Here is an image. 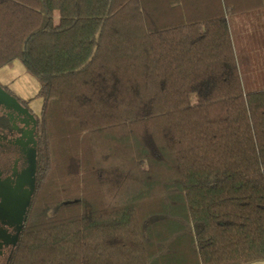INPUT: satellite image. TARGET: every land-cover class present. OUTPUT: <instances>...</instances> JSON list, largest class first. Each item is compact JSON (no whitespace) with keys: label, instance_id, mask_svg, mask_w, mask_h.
<instances>
[{"label":"trees","instance_id":"1","mask_svg":"<svg viewBox=\"0 0 264 264\" xmlns=\"http://www.w3.org/2000/svg\"><path fill=\"white\" fill-rule=\"evenodd\" d=\"M246 13L264 0H0V69L19 60L42 98L0 83L35 114L5 264L264 260V87L245 89L229 22Z\"/></svg>","mask_w":264,"mask_h":264},{"label":"rangeland","instance_id":"2","mask_svg":"<svg viewBox=\"0 0 264 264\" xmlns=\"http://www.w3.org/2000/svg\"><path fill=\"white\" fill-rule=\"evenodd\" d=\"M251 16V13L234 14L229 18L236 50L241 56L242 78L246 90L264 87V18L249 19ZM0 83L10 87L17 95L25 99H32L30 108H32L33 113L38 114L40 112L42 98L36 97L39 84L35 78L26 72L19 60L15 62L13 67L0 69ZM4 103V107H7V110L11 112V116L14 115L13 117L19 120V123L16 121L15 123L26 129L24 146H28L29 149L32 147L34 152L35 114L27 111L18 102L17 106L10 101L7 102L8 105L6 102ZM15 126L17 125L15 124Z\"/></svg>","mask_w":264,"mask_h":264},{"label":"crops","instance_id":"3","mask_svg":"<svg viewBox=\"0 0 264 264\" xmlns=\"http://www.w3.org/2000/svg\"><path fill=\"white\" fill-rule=\"evenodd\" d=\"M0 102H8L7 100V93H2L0 90ZM8 105V104H7ZM8 136L5 135V138H8L9 141L14 140L16 147H20V150L26 152L28 157V162L26 161L28 167L25 168L23 171H18L16 168L14 170V174L9 176L5 180V185H1L0 187V264H5L7 250L12 244L15 242L16 239V230L17 228L21 227L23 220L25 218L26 209L28 205V197L27 194L24 195L25 187L31 188V184L33 183L34 179V152L33 148L29 149L28 146L25 145L26 141V129L23 126H15L11 133H8ZM5 134V133H4ZM3 134V136H4ZM11 135L13 137H11ZM2 137V136H1ZM13 158L10 159L9 163H11ZM14 164L17 166L20 164L21 160L18 155H14ZM12 182V183H11ZM248 264H264L263 261H256L251 262Z\"/></svg>","mask_w":264,"mask_h":264},{"label":"flooded vegetation","instance_id":"4","mask_svg":"<svg viewBox=\"0 0 264 264\" xmlns=\"http://www.w3.org/2000/svg\"><path fill=\"white\" fill-rule=\"evenodd\" d=\"M0 90L2 91V93H3V91H4V93L7 92V91H5V89L2 86H0ZM4 105H5V103H3V102L0 103V115L5 114L9 117V119L11 120V122L13 124L11 127V130H12L15 127V124L17 126H19L17 123H15V121L19 123V120L18 119L16 120L15 117H13L14 115L11 116L12 115L11 112L8 111L7 107H4ZM1 123L3 124V119H1ZM1 129L3 130V128H1ZM6 131H7V129L4 132H6ZM8 133H11V131H9ZM5 135L6 134H4V136H3V133L0 132V147L2 148V149L0 148V187H1V185H5V180L9 176H12L15 173L14 170L16 168L18 169V171H23L25 168L28 167V165L26 163V161H28L27 160L28 157H27L26 152L20 150V147H16L14 140L11 139V141H9L8 138H5ZM6 136H8V135H6ZM11 137H13V136L11 135ZM7 150L10 151V155H11L10 157L13 158L11 163H9V161L7 160L10 158V157H8L9 154H7ZM15 154H17L18 158L20 157V160H21L20 164H18L17 166L13 162ZM9 164L12 165V169H13L11 173H9V168H8ZM31 185H32L31 188L29 187V189H28V187H25V190H24V195L27 194L28 199L30 197L31 190L33 188V183ZM23 222H24V220H23ZM19 229H20V227H19ZM19 229L17 228V230L15 232L16 235L18 234Z\"/></svg>","mask_w":264,"mask_h":264},{"label":"water","instance_id":"5","mask_svg":"<svg viewBox=\"0 0 264 264\" xmlns=\"http://www.w3.org/2000/svg\"><path fill=\"white\" fill-rule=\"evenodd\" d=\"M7 97H8V98H7L8 101H10V102L16 104V106H17V102H16V100H15L13 97H11L10 95H8Z\"/></svg>","mask_w":264,"mask_h":264}]
</instances>
